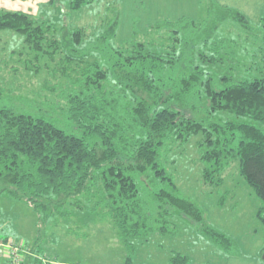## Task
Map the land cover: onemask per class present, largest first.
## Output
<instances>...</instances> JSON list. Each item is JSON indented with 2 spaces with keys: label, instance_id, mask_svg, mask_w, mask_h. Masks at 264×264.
<instances>
[{
  "label": "trees",
  "instance_id": "16d2710c",
  "mask_svg": "<svg viewBox=\"0 0 264 264\" xmlns=\"http://www.w3.org/2000/svg\"><path fill=\"white\" fill-rule=\"evenodd\" d=\"M93 1L68 5L78 11ZM48 26L30 14L0 8V31L19 33L37 54L64 55L83 66L74 69L79 74L69 79L73 90L64 97L71 130L0 109V198L25 203L37 215L34 241H17L25 249L20 264H42L48 227L55 234L61 226L82 229L104 220L118 228L126 264L135 260L134 241L173 234L174 218L215 245H231L194 201L179 194L161 164V151L202 133L204 184L221 187L225 171L239 161L240 175L264 204V74L230 84L229 77L213 78L202 64L215 60L208 55H226L220 53L222 43L200 34L188 42L178 29L171 42L158 45L118 44L115 29L76 28L62 35ZM218 113L256 124L206 125ZM263 213L264 207L257 216L264 223ZM190 260L174 253L170 264Z\"/></svg>",
  "mask_w": 264,
  "mask_h": 264
},
{
  "label": "rangeland",
  "instance_id": "374dc122",
  "mask_svg": "<svg viewBox=\"0 0 264 264\" xmlns=\"http://www.w3.org/2000/svg\"><path fill=\"white\" fill-rule=\"evenodd\" d=\"M49 1L0 0V8L30 14L45 26L52 25L48 27L53 34L67 35L76 28L115 29L118 44L163 45L171 42L176 29L188 42L200 34L211 42H221L220 53H226L208 55L215 60L202 64L213 78L229 77L230 84L264 74V0H94L78 11L69 8V0ZM179 61L185 62L184 56ZM82 67L80 62L65 60L64 55L37 54L28 50L19 33L0 31V109L30 114L71 130L64 97L73 90L69 79L79 74L74 69ZM234 120L256 124L218 113L206 125ZM202 140L200 133L186 144L162 150L161 164L179 194L194 201L206 220L232 239L231 245H215L187 221L174 218L172 222L178 224L172 230L175 234L134 241L133 264H169L173 253L188 255V264H264V223L257 216L263 201L240 175L239 161L225 171L221 187L205 185L199 149ZM37 230V215L31 207L0 198V239L10 237L27 244L34 241ZM47 230L45 240L50 243H45V254L39 258L50 259V264H126V244L110 221L74 230L61 226L55 234H50L49 227ZM7 260L2 264H8Z\"/></svg>",
  "mask_w": 264,
  "mask_h": 264
},
{
  "label": "built area",
  "instance_id": "2783aa9c",
  "mask_svg": "<svg viewBox=\"0 0 264 264\" xmlns=\"http://www.w3.org/2000/svg\"><path fill=\"white\" fill-rule=\"evenodd\" d=\"M4 242V243H3ZM25 252L23 243H17L16 241H0V255L7 258L10 264H20L22 260V255ZM42 264H50V259L46 257L40 258Z\"/></svg>",
  "mask_w": 264,
  "mask_h": 264
},
{
  "label": "crops",
  "instance_id": "0c3cea01",
  "mask_svg": "<svg viewBox=\"0 0 264 264\" xmlns=\"http://www.w3.org/2000/svg\"><path fill=\"white\" fill-rule=\"evenodd\" d=\"M0 241H3V239H0ZM174 254V253H173ZM4 259L7 260V258H4L3 255H0V264H2V260L4 261ZM172 259V258H171ZM171 259L169 260V264H170V261ZM8 261V260H7Z\"/></svg>",
  "mask_w": 264,
  "mask_h": 264
}]
</instances>
